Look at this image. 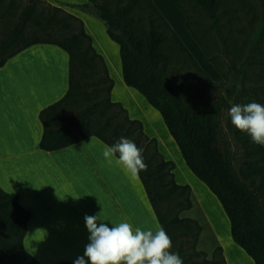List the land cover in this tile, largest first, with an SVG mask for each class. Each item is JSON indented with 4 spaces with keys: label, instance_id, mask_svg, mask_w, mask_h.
Segmentation results:
<instances>
[{
    "label": "trees",
    "instance_id": "1",
    "mask_svg": "<svg viewBox=\"0 0 264 264\" xmlns=\"http://www.w3.org/2000/svg\"><path fill=\"white\" fill-rule=\"evenodd\" d=\"M86 1L76 7L92 15L90 3L93 0ZM30 2L40 3V0ZM185 3H193L215 17L220 0L179 1L178 8L186 17V26L190 31ZM148 7L170 29L181 50L202 70L155 6L154 0H149ZM94 9V16L104 22L109 38L119 46L124 83L139 92L160 113L187 168L221 204L230 223L233 242L254 264H264V147L252 143L249 136L236 130L246 156L240 178L234 172L231 151L222 145L221 117L225 99L210 106H194L184 99L169 75L171 59L164 51L167 36L157 30L154 19L150 21L149 30L145 31L131 14L130 7L112 12L108 5L96 4ZM56 11L62 13L63 17L53 13L43 25L37 19V6L29 5L0 45V53L3 55L0 68L11 57L37 44L57 45L70 57V88L67 95L40 113L43 125L40 148L48 152L57 151L92 136L109 146L121 137L132 140L143 150L147 170L141 171L139 177L160 226L171 238L172 248L190 237L196 243L204 231V225L180 217L181 213L195 207L192 188L177 183L174 162L164 158L159 151L158 141L149 138L142 122L131 119L120 103L111 100L114 81L103 56L94 47L93 38L87 33L84 22L63 9L56 8ZM68 19L77 21L80 28L64 41L39 37L29 39L26 34L28 24L44 30H69L71 25L66 21ZM205 85L206 82L202 83L201 89ZM100 90L105 93L103 98H99ZM78 100L87 101L88 106L68 117L59 127H54L53 124L60 117V107L64 103ZM199 208L204 215L202 208ZM30 217L31 214L18 203L17 195L8 194L0 188V264H42L23 246ZM203 218L206 228L210 229L206 216ZM213 242V258L201 264H228L215 236ZM218 256L220 262L216 260ZM186 264L197 263L191 261Z\"/></svg>",
    "mask_w": 264,
    "mask_h": 264
},
{
    "label": "crops",
    "instance_id": "2",
    "mask_svg": "<svg viewBox=\"0 0 264 264\" xmlns=\"http://www.w3.org/2000/svg\"><path fill=\"white\" fill-rule=\"evenodd\" d=\"M46 1L56 4L53 0ZM159 1L161 0H154L157 8ZM170 1L173 2L171 7L175 3L178 9L180 0ZM65 2L67 1L60 3ZM68 3L67 5H83L86 0H69ZM67 5L61 6L66 12L81 19L88 32L85 18L89 14ZM158 10L160 11L159 8ZM176 15L182 20L178 11ZM164 18L170 25L167 18ZM178 29L181 31V25ZM181 33L185 35L184 29ZM116 46L115 50H119V46ZM105 61L114 81L111 100L116 101V87L118 91L126 92L129 105L139 109L138 115L134 114L137 110L133 107L131 110L124 102L121 105L128 110L131 119L142 122L150 138L154 137L155 132L148 134L150 132L145 127L143 116V112H150L148 105L153 107L145 98L148 105L141 104L138 95L130 90L137 91L126 86L121 66L114 79L108 59ZM69 88L70 57L54 44L31 46L11 57L0 68V188L8 194L17 195L20 206L31 214L23 246L42 264H74L78 257L83 256L90 235L85 224L86 215L101 212L102 221L109 223L110 227V223L121 221L129 222L133 228L155 231L158 226L161 227L140 177L131 180L115 163L109 165L102 156L106 144L97 137L92 136L52 152L40 148L43 136L40 113L64 99ZM158 114L160 115L159 112ZM160 117L162 126L167 128L161 115ZM158 124L163 128L160 122ZM158 147L161 151L159 141ZM164 158L170 161V158ZM215 204L217 205L216 202ZM217 207L220 212L222 210L225 221L223 234L211 221L204 206L202 210L222 246L220 236L229 234L228 240H233L228 217L223 208L220 209L222 206ZM245 255L250 264H254L246 253Z\"/></svg>",
    "mask_w": 264,
    "mask_h": 264
},
{
    "label": "rangeland",
    "instance_id": "3",
    "mask_svg": "<svg viewBox=\"0 0 264 264\" xmlns=\"http://www.w3.org/2000/svg\"><path fill=\"white\" fill-rule=\"evenodd\" d=\"M53 1L56 4L46 0H40V3H33L30 0H0V45L10 35L29 5L35 4L37 6V19L43 25L53 13H59L63 17L62 13L56 11V8L63 9L61 5L69 4V0ZM64 1L67 2L60 3ZM148 2L149 0H93V3H90L92 15L89 13L85 18V22L88 29L87 33L93 38L94 47L103 56L104 60L108 59L114 79H116L121 66L119 50H115L117 46L110 40L104 22L94 16V6L96 4L108 5L112 12L130 7L131 14L137 18L138 24L145 31L149 30L150 21L154 19L157 30L167 36L164 51L171 59L169 75L172 83L178 88L184 99L194 106H210L225 99V108L221 117L222 145L231 151L234 172L242 178L241 171L246 160L245 149L237 136L236 129L231 124L228 112L233 104L243 105L256 102L264 105V0H220L215 17L196 7L193 3H185L184 10L190 31L186 26V17L179 8L177 9L175 3L172 7L173 2L170 0L165 2L161 0L156 4L163 16L172 24L170 25L174 28L173 30L179 34L202 70L198 69L189 55L181 50L173 33L148 7ZM67 6L78 9L76 7L78 5ZM170 7L172 10H170ZM78 10L82 11L81 9ZM176 11L181 14L182 20L176 15ZM66 21L71 25L69 30H44L28 24L26 34L29 39L39 37L41 39L50 38L55 41H64L80 28L77 21L69 19ZM179 25H181V31L184 29L185 35L179 31ZM12 50L13 48L7 53ZM1 58H3V55L0 53ZM205 82V87L201 89V84ZM130 91L138 95L141 104L148 105L139 92ZM125 93L118 91L116 87L114 92L115 103L120 102L122 104L124 102L126 106H130L131 110L132 107L137 110L136 113L132 111V114L138 115L139 109L129 105L130 100L127 99ZM104 95V91L100 90L99 98H103ZM87 106L88 102L85 100L64 103L59 109L60 117L53 124L54 127H59L68 117ZM148 107L150 112H143L145 127L150 132L148 134H151V131L156 133L152 138L160 142L161 154L174 162L176 166L174 173L178 183L189 185L193 191L192 198L195 207L190 211L181 213L180 217L196 220L204 225V231L198 237L196 243L193 237L186 238V240L173 246L170 251L178 253L183 260V264L191 261H195L197 264H201L206 260L210 261L215 251L213 238L216 235L211 226L210 229L206 228L203 220L205 214H202L199 207L203 208L204 206L206 208L211 221L216 227L220 228L219 231L223 234L225 221L222 217L223 214H221L222 210L220 212L217 207V205L219 207L221 205L205 184L188 170L176 143L168 134L167 128L162 126L160 115L149 105ZM158 122L163 128L159 127ZM243 135L245 134L243 133ZM229 237V234L220 236L227 262L230 264H250L249 258L237 244L228 240ZM216 260L220 262L221 259L218 256Z\"/></svg>",
    "mask_w": 264,
    "mask_h": 264
},
{
    "label": "clouds",
    "instance_id": "4",
    "mask_svg": "<svg viewBox=\"0 0 264 264\" xmlns=\"http://www.w3.org/2000/svg\"><path fill=\"white\" fill-rule=\"evenodd\" d=\"M236 130L250 137L251 142L264 147V105L251 102L233 104L228 112ZM143 150L130 139L121 137L113 145H104L105 161L119 166L131 180L147 170ZM101 212L84 217L89 232V243L84 254L74 264H183L178 253H173L172 241L163 227L133 228L127 221L103 222Z\"/></svg>",
    "mask_w": 264,
    "mask_h": 264
}]
</instances>
